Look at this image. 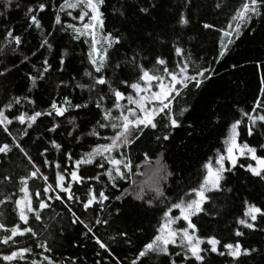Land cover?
Listing matches in <instances>:
<instances>
[{
  "label": "snow or ice",
  "instance_id": "6c2138e0",
  "mask_svg": "<svg viewBox=\"0 0 264 264\" xmlns=\"http://www.w3.org/2000/svg\"><path fill=\"white\" fill-rule=\"evenodd\" d=\"M159 3L160 0H117L116 4L110 5L108 0H61L58 6L53 5V31L47 33L39 14L45 12L49 6V0H38L36 5L25 7L24 17L27 21L25 30L34 28L40 33L39 48L52 52L53 45L50 38L53 37L57 26L58 30L70 36L72 41L88 45L86 54L88 67L83 72V77H87V81L81 82L75 76L65 80L61 75L53 82L54 90L57 92L61 88H71L73 91L79 89L81 93L86 92L88 97L83 102H74V99L64 95L59 100L53 98L46 109L37 110L36 102L30 96H11L8 102L0 107V131L11 137L10 143H0V156L8 159L9 154L15 149L30 165L27 175L20 177L18 182L19 192L22 195L12 200L15 205L14 211L21 223L9 228L0 222V231L4 233L0 238V245L10 248L7 254L0 255V261L4 264H77L78 260L83 259L70 256L64 257L61 261L53 259L50 255L52 247L48 239H41L40 233L30 225V216L37 222H41L42 212L50 207L45 197L59 201L70 214V227L76 226V235L68 240L71 247H84L87 241H91L94 248L98 246L106 254L105 256L100 251H95L98 259H95L93 264H122L112 245L102 241L94 229L97 226H110L111 221L120 217L125 210L122 206L126 202H128V211L146 212L156 209L160 213L151 238L143 243L142 247L136 249L128 264H215L213 256L226 258L228 264H246L241 257H251L258 253L257 248L245 247L239 239L222 242L215 235L203 234V227L198 226L194 218L208 214L205 205L214 199L209 195L210 193L232 191L225 185L228 182V174L234 175L235 169H243L251 177L264 182V154H258L257 147L251 146L248 142H238L242 126L249 137L256 134L257 127L264 129V59L254 62L260 95L254 101L250 112L238 109L239 118H234L227 127L223 139L224 148L217 150L214 159L209 158L202 165L201 179L195 187L185 191L182 196L171 199L162 184L173 173L166 170L163 165H159L154 170L152 177L146 182L147 187L133 181L132 185L121 190L118 183L127 181L132 175L134 166L126 150L131 149L132 145L145 134V130H151L155 134V139L160 142L161 147H164V142L174 138V133L178 129L186 131L188 137H194L197 134L195 120L188 122L185 115L190 113V106L182 107L177 112L174 101L189 90L190 85L192 88L201 89L206 82L219 75L211 63L208 67L201 65L194 69V74H189L190 53L185 55L182 35L183 30L191 22L190 15L186 13H191L194 7L192 0H182L179 8L176 9L175 27L181 34L169 39H171V49L174 50L176 57L181 58V62L176 63L174 67H170L169 61L162 55L149 57L144 41L140 40L137 43L135 26L129 29L128 35L120 32V29L105 31L108 8H111L112 16L122 21L130 20L132 15H135L137 19L155 20L154 11ZM13 4L16 8L21 7L19 0H0V8L3 9L0 11V17H4ZM220 7L221 5L217 3L216 8ZM64 17L68 19L65 20ZM256 23L264 25V0H241L239 7L233 10L224 28H216L209 22L202 23L204 30H214L219 33V47L212 63L220 64L229 55L230 46L235 43V40L245 30L254 32L253 25ZM146 38L159 44L168 43V39L158 37L152 32H147ZM23 43L21 35L15 34L11 27L5 26L3 43L0 44V56L5 55L6 49L16 55ZM126 43L128 48L121 56L120 48ZM32 55L35 56L36 52ZM68 55V51L60 54L59 63L55 69L47 57L41 61L40 67L33 63L32 71L25 73V78L29 82L27 92L31 93L40 82L48 81L52 71L65 73ZM145 61L151 63L152 67L149 68ZM10 63L11 67L7 64L0 67V77L7 79L13 68L18 67L15 61ZM20 63H30V58L24 55ZM232 67L242 66L234 63ZM25 103L32 106L30 112L20 110ZM69 113H76V115L66 116ZM42 117L51 118V126H44L45 132L56 133L58 129H64L61 135H66L77 143L82 138L78 134L80 125L77 120L87 119L91 123V128L83 135L94 137L97 141H104L97 143L90 151L75 159L74 165L67 170L66 174L57 171L54 185L48 183L49 177L42 171V167H49L53 163L48 158V153L52 150L62 153L68 161H72L73 156L70 151L64 149L62 143L55 139L45 140L42 134H37L34 138L30 137L29 130L34 129V126L38 127V121ZM61 117L66 118L67 124L71 125V130L64 128V122L57 119ZM218 120L219 117L217 122ZM14 122L23 126L17 129L16 135L10 127ZM211 123L210 119L209 124ZM107 129L112 130L111 135L102 134L103 130ZM261 135L264 136V132ZM25 137L32 139L33 144L37 141L42 142L36 148L38 155L44 157L42 165H38L30 155V150L22 145L21 141ZM259 148L264 150V143H260ZM115 153L119 156L114 155ZM241 158L250 162L241 163ZM144 159L148 160L147 154ZM88 165H95L104 171L95 176L85 177L81 173V166ZM55 168L61 169V163L56 162ZM136 168L139 169V165ZM136 174L139 175V171ZM102 178H106L103 181L105 186L99 189L87 183V180L95 179L99 184ZM36 179H42L44 185L42 192L39 190L35 192L34 202L28 182ZM3 181L12 182V178L6 174L3 176ZM74 184L81 186L83 196L73 191ZM108 185L115 191L109 193ZM51 192H55V196H49ZM10 199L5 196V199L0 200V204H5ZM109 201L120 203L113 211H109L107 216H103L101 213L106 208L112 207L111 203H105ZM73 204L81 206L84 217L77 214ZM158 205L162 207L158 208ZM97 208L99 212L96 211ZM90 210L93 216L87 218ZM258 220L264 223V204L258 206L245 199L243 212L234 221L236 225L233 230L234 236L244 237V230L264 232V228L257 227ZM142 231V228H134L132 232H129L125 226L117 229L116 234L111 235L109 240L114 244L132 247V237ZM25 236L30 237L34 241V248L40 250L38 259L32 258L34 256L32 245L17 246L16 238ZM60 237H64L63 229ZM84 264H87V261H84Z\"/></svg>",
  "mask_w": 264,
  "mask_h": 264
},
{
  "label": "trees",
  "instance_id": "16d2710c",
  "mask_svg": "<svg viewBox=\"0 0 264 264\" xmlns=\"http://www.w3.org/2000/svg\"><path fill=\"white\" fill-rule=\"evenodd\" d=\"M60 2L61 0H49V6L45 12L39 14L46 33L53 31V5L58 6ZM19 3L21 4L20 8H16L15 4H13L5 16L0 17V44L3 43L5 26L11 27L14 33L21 35L24 40L16 55L11 54L6 49L5 55L0 56V67H3L5 64L11 67V61H15L18 65L17 68H13L7 79L0 77V107H3L11 96H30L35 100L37 110L46 109L53 98L59 100L64 95H68L74 99V102L86 100L88 97L86 92L81 93L79 89L73 91L71 88H61L57 92L54 90L53 82L61 75H63L65 80L70 76H75L81 82L87 81V77H83V72L88 67L86 63L88 45L72 41L70 36L61 33L57 26L53 37L50 38V42L53 45L52 52L49 53L46 49L39 48L40 33L34 28L25 30L27 28V21L24 17L25 7L36 5L38 0H19ZM108 3L110 5L116 4L117 0H108ZM181 3L182 0H160L159 6L154 11L155 20L151 18L137 19L135 15H132L130 20L122 21L118 17L112 16L111 8H108L106 10L105 31L120 29V32L128 35L129 29L135 26L137 43L140 40L144 41V47L148 50L149 57L162 55L169 61V66L174 67L176 63L181 62V58L175 56L174 50L171 49V39L169 38L181 34L180 30L175 27L176 9L179 8ZM192 3L194 7L191 13H186L190 15L191 22L183 30L182 35V45L185 49V55L187 56L190 53L191 67L189 74H194V69L201 65L208 67L210 63L219 72V75L214 76L211 81L206 82L201 89L192 88L190 85L189 90H186L181 97H178L174 101V107L177 112L182 107L190 106V113H186L185 115L188 118V122L195 120L198 132L194 137H188L186 131L178 129L174 133V138L169 142H164V147H161L160 142L155 139V134L151 130H145V134L132 145L131 149L126 150L134 167L133 173L127 181L118 182L121 190L131 185L134 175L140 170L136 168L137 165L140 168L145 163H154L160 159L164 165L163 167L173 173L162 184L166 194L173 200L178 196H182L185 191L195 187L199 183L202 175V165L209 158L214 159L217 150L224 148L223 139L227 127L234 118H239L238 109L250 112L254 101L260 95L258 92V75L254 68V62L264 59V25L254 24V32L245 30L235 40V43L230 46L229 55L217 65L212 62L219 47V33L214 30H204L201 25L204 22H209L215 25L216 28L226 27L233 10L239 7L241 0H192ZM217 3L221 5L220 8H216ZM0 11H3V9L0 8ZM129 13H132L131 7L129 8ZM64 19L67 20L68 18L64 17ZM147 32H152L158 37L168 39V43L159 44L158 42L149 41L146 38ZM126 48H128L127 43L120 48L121 56H123ZM65 51L69 52L66 59L67 68L65 73L61 74L52 71L48 81L40 82L36 89L28 93L27 86L29 82L25 78V73L32 71V64L34 63L37 67H40L41 61L47 57L53 69H55L59 63L60 54ZM33 52H36L35 56L32 55ZM24 55L30 58V63H20ZM145 63L149 68L152 67L148 61H145ZM234 63L242 67L233 68L232 65ZM31 109L32 106L26 103L23 108H20V110H27L29 112ZM93 112H95L94 108ZM67 115H76V113H69ZM217 117H219L218 122ZM57 119L64 122V128L71 130V125L67 124L66 118L61 117ZM210 119L212 121L211 124H209ZM50 121V117H42L38 121L39 126H34V129H30L29 133L32 138L37 134H42L45 140L55 139L64 145L65 150L72 153V161H68L62 153H56L54 150L48 153V158L53 163L49 167H42V171L45 175H48V183L54 185L57 171H62L66 174L67 170L74 165L75 159H78L83 153L90 151L97 143H103L104 141H97L94 137L83 135L85 131L91 128V123L87 119L81 118L77 120V123L80 125L78 134L82 136L78 143L73 142L66 135H61L64 129H58L56 133L45 132L44 126H51ZM10 127L13 134L16 135L17 129L23 126L14 122ZM262 132H264V129L257 127L256 134L249 137L242 126L238 142H248L251 146L257 147L258 154H264V150L259 148V144L264 143V136L261 135ZM102 134L111 135L112 130H103ZM10 141L11 137L0 131V143H10ZM21 143L26 149L30 150V155L35 162L38 165H42L44 157L39 156L36 150L37 145H40L42 142L37 141L36 144H33L32 139L25 137ZM145 154L148 156L147 161L144 159ZM114 155L119 156L118 153ZM9 157L6 159L0 156V200L5 199V196L11 198L7 203L0 204V222L10 228L14 224L21 223L14 211L15 205L12 200L22 195L19 192L18 182L20 177L27 175L30 165H28L27 160L18 150L14 149L9 154ZM56 162L61 163V169L55 168ZM240 162L247 163L250 161L241 158ZM103 171L104 169L98 168L95 165L81 166V173L85 177L95 176ZM234 172V175L228 174V182L225 185L226 188H231L232 191L210 193L209 195L213 196L214 199L205 205L208 214L196 217L194 220L198 226L203 227V234L205 235H215L222 242H232L239 239L245 247L257 248L258 253L253 254L251 257H241V259L246 264H264V255H260V253H264V232L244 230L245 236L240 238L235 237L233 234V230L236 227L234 221L242 214L243 201L245 199L256 203L258 206L264 204V182L251 177L243 169L237 168ZM6 174L11 176L12 182L3 181V176ZM105 179L102 178L99 184L95 179L87 180V183L99 189L105 186L103 183ZM28 184L30 194L33 195V201L35 202L34 194L37 190L42 192L44 181L42 179L29 180ZM107 188L109 193L115 191L111 189L110 185ZM73 191L83 196L81 186L74 184ZM55 194V192H51L48 195L55 196ZM45 199L50 204V207L42 212V221L37 222L34 217L30 216L29 222L40 233L41 239H48L52 247L50 255L53 259L61 261L67 256L72 258L82 257L83 259L78 260L77 264H84V261H87V264H93L94 260L98 259L95 256V251H100L102 255L106 256L98 246L94 248L91 241H87L84 247H71L68 240L76 235V226L70 227V214L67 213V209L59 201L49 200L47 197ZM105 203H111L112 207L106 208L101 213L103 216H107V213L113 211L120 202L109 201ZM127 203L122 206L125 210L120 217L114 218L110 226H97L94 229L102 241L112 245L115 254L121 259L122 264H128V261L133 258L136 249L142 247L143 243L151 238L154 226L157 225L160 216L159 211L156 209L146 212L139 210L128 211ZM72 206L78 215L85 216L80 205L73 204ZM159 207H162V205H158ZM96 211L99 212V209L97 208ZM92 216L93 212L90 210L87 218H91ZM125 226H127L129 232H132L134 228L143 229L142 232H137L132 237V247L124 244H114L109 240L111 235L116 234L117 229ZM257 227L264 228V223L258 220ZM62 229L64 230L63 238L60 237ZM80 229L83 231L82 226H80ZM3 235L4 233L0 231V238ZM16 239L18 247L32 245L34 248V241L30 237H17ZM9 251V246L0 245V255L7 254ZM39 252V249L34 248V256L32 258L38 259ZM212 259L215 264H228L226 258L223 257L213 256ZM0 264H4V262L0 261Z\"/></svg>",
  "mask_w": 264,
  "mask_h": 264
},
{
  "label": "rangeland",
  "instance_id": "374dc122",
  "mask_svg": "<svg viewBox=\"0 0 264 264\" xmlns=\"http://www.w3.org/2000/svg\"><path fill=\"white\" fill-rule=\"evenodd\" d=\"M163 165L162 161L160 159L156 160L154 163H145L142 165L139 169V175L135 174L132 182L135 181L136 184H143L145 187H147V183L149 181V178L152 177L154 170L159 166ZM164 166V165H163Z\"/></svg>",
  "mask_w": 264,
  "mask_h": 264
}]
</instances>
